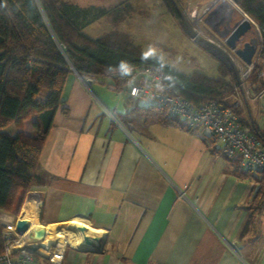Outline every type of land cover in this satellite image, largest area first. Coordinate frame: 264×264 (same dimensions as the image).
Listing matches in <instances>:
<instances>
[{
	"label": "crops",
	"instance_id": "crops-1",
	"mask_svg": "<svg viewBox=\"0 0 264 264\" xmlns=\"http://www.w3.org/2000/svg\"><path fill=\"white\" fill-rule=\"evenodd\" d=\"M207 1L194 0L195 16ZM98 83L68 75V112L56 113L29 190L48 231L81 221L98 248L66 243L61 263H51L46 246L35 264H264V205L250 206L257 178L234 174L219 140L197 132L138 122L133 133L116 117L128 110L127 94L109 100ZM9 217L5 226L17 221Z\"/></svg>",
	"mask_w": 264,
	"mask_h": 264
},
{
	"label": "trees",
	"instance_id": "trees-1",
	"mask_svg": "<svg viewBox=\"0 0 264 264\" xmlns=\"http://www.w3.org/2000/svg\"><path fill=\"white\" fill-rule=\"evenodd\" d=\"M165 1L179 16L173 0ZM237 2L257 23L262 35L252 82L253 89L260 91L264 88V76L258 77L264 60V0ZM104 16L117 21L121 15L106 7H81L71 0H0V254L4 251L5 228L1 218L19 213L35 181L54 117L59 110L68 112L62 92L74 69L81 76L106 77L109 84L124 86L132 81L135 68L151 65L161 71L175 94L194 104L217 100L233 105L226 95L233 91V83L227 78L232 74L223 63L219 62L216 76L202 71L185 74L159 57L145 55L140 45L124 33L92 37L84 31ZM126 103L130 108L116 117L128 129L134 124V113H138L145 124L198 131L171 116L165 107L131 102L129 97ZM237 111L243 125L264 144V129L254 121L249 124L239 107ZM29 122L31 131L26 129ZM11 124L17 129L15 134L6 131ZM216 152L234 174L257 178L260 187L250 206L260 209L264 205V171L244 170L239 157L226 155L221 148ZM34 256L41 258L36 253Z\"/></svg>",
	"mask_w": 264,
	"mask_h": 264
},
{
	"label": "rangeland",
	"instance_id": "rangeland-1",
	"mask_svg": "<svg viewBox=\"0 0 264 264\" xmlns=\"http://www.w3.org/2000/svg\"><path fill=\"white\" fill-rule=\"evenodd\" d=\"M74 3H90L92 1L103 2L109 9H113L114 13L120 14V18L117 21H112L111 17H101L93 23L88 24L84 31L92 37H100L106 33L119 32L124 33L132 39V41L140 45L145 55L150 57H159L166 61L176 69L185 74H190L193 71H202L209 76L217 74V66L219 61L212 56L205 49L196 44L182 29L180 24V16H176L171 7L165 0H71ZM183 14L190 19V15L198 8L195 6L194 0H174ZM221 2V1H219ZM241 10H243L239 4H237ZM244 11V10H243ZM224 16H231L235 21L240 20L243 17V13L238 10H232L228 4L223 7ZM255 22V21H254ZM256 37L260 42L262 35L259 26L256 24L247 34V39ZM257 56V55H256ZM255 56L254 65L249 71L247 76H243L241 73L242 87L232 75L227 78L233 83V91L226 93L230 100L234 103L238 101V107L241 110L242 116L245 120L252 125V121L258 125L259 128L264 129V88L260 91L253 89V73L255 71V62L257 57ZM263 68L258 71V77L264 76V60L262 61ZM102 84L98 83L103 97L109 100L115 101L118 98H123L125 90H112L109 87V80L106 77L100 78ZM98 86V85H95ZM96 88V87H95ZM94 88V89H95ZM96 90V89H95ZM244 91V92H242ZM102 94V93H101ZM100 95V94H99ZM132 102V101H131ZM146 102H141L145 104ZM123 106V104L121 103ZM131 105L127 106L130 108ZM251 113V116H250ZM134 124L133 128L136 129L138 122H141L143 128H150V124H145L143 118L138 114L133 115ZM152 125V124H151ZM132 128V132H133ZM152 128V127H151ZM150 128V129H151ZM15 129V125L11 124L6 127V131L12 133ZM198 134L201 132L195 131ZM134 133V132H133ZM218 144L222 145V141L219 140ZM34 185V183H33ZM29 193V192H28ZM28 193L25 197L23 204L25 203ZM30 194L36 196V192H30ZM22 204V207H23ZM15 214V219L21 218V210ZM9 222L12 221L9 215H6ZM14 217V216H12ZM7 221L6 219H4ZM4 222V221H3ZM38 220L36 224L39 225ZM4 224V223H3ZM5 225V224H4ZM52 232H55L56 228H50ZM62 239V241H59ZM29 238L24 236L22 242L25 246L30 247L28 244ZM54 243L50 244L49 249L65 245L66 241L63 237L59 236L54 238ZM68 243V242H67ZM47 246L49 243H44ZM71 245L70 243L67 246ZM73 246V245H71ZM38 254V253H37ZM40 255V254H39ZM49 255V253H48ZM47 255V256H48ZM40 257H44L40 255Z\"/></svg>",
	"mask_w": 264,
	"mask_h": 264
},
{
	"label": "built area",
	"instance_id": "built-area-1",
	"mask_svg": "<svg viewBox=\"0 0 264 264\" xmlns=\"http://www.w3.org/2000/svg\"><path fill=\"white\" fill-rule=\"evenodd\" d=\"M207 7L201 18H196L195 12L190 15L195 28L205 34L201 28L204 19L207 20ZM208 23L212 24L211 20ZM242 75L245 77L252 69V65H245L240 58H235ZM132 81L124 86L109 84L112 90H125L127 97L133 102L152 104L165 107L167 112L189 126L196 127L203 137L209 140H221L222 152L229 156L240 158V165L244 170L264 171V144H262L241 121L237 111L239 102L227 106L217 100H209L194 104L175 94L164 82L161 71L151 65L135 68ZM91 78L86 77L89 81ZM40 200V199H39ZM16 223V221H15ZM4 251L0 254V264H35L34 252L25 250L22 242L23 235L15 231V224L6 225L3 230ZM98 247V245H95ZM65 245L54 250L49 249L45 256L48 262L61 263L64 258ZM37 254V253H36Z\"/></svg>",
	"mask_w": 264,
	"mask_h": 264
},
{
	"label": "water",
	"instance_id": "water-1",
	"mask_svg": "<svg viewBox=\"0 0 264 264\" xmlns=\"http://www.w3.org/2000/svg\"><path fill=\"white\" fill-rule=\"evenodd\" d=\"M236 4H238L237 0H233ZM209 3L206 2L199 9L196 14V18H201L204 15V10L208 7ZM177 10L180 16V24L183 31L200 47L209 52L212 56H214L219 62L223 63L230 73L236 78L240 86L242 87V79H241V70L237 65L235 58H240L241 61L245 65H252L254 63L255 56L259 50V40L256 37H251L249 40L245 41L243 44L242 40L247 36L249 31L255 25L254 20L243 10V17L236 21L230 32L221 34L217 28L210 29L209 23L206 19H204L205 26L210 29L208 35H205L199 32L191 19L187 18L183 12L179 9ZM248 17V18H247ZM250 18V19H249ZM74 71L81 76L75 69ZM244 92V91H242ZM251 116V113H250ZM30 192L28 193L29 196ZM30 224L29 221L25 218L17 219L15 223V231L19 235L25 234L29 231V234H33L35 236L45 235V231L43 230H29ZM100 240V238H99ZM98 247H90V248H79L83 250H97ZM25 250L30 252H36V248L30 246H25Z\"/></svg>",
	"mask_w": 264,
	"mask_h": 264
},
{
	"label": "bare ground",
	"instance_id": "bare-ground-1",
	"mask_svg": "<svg viewBox=\"0 0 264 264\" xmlns=\"http://www.w3.org/2000/svg\"><path fill=\"white\" fill-rule=\"evenodd\" d=\"M225 4H228L232 10H238L243 13V11L239 8V6L233 0H224ZM244 14V13H243ZM248 18V17H247ZM250 19V18H249ZM32 194H29L25 203L23 204L21 210V218H25L29 221L30 229L29 230H43L45 231V235L35 236L33 234H29L27 231L24 236L29 238V244L36 248V252L40 249H45L44 243H54V238L63 237L66 243L72 244L76 248H90L98 245L99 237L95 235H91L95 230L87 226L81 221L73 220L70 226H64L62 224L58 225L55 229V232L48 231V228L43 226L42 224H36L38 217V207L36 202L32 200ZM49 250V247L47 248Z\"/></svg>",
	"mask_w": 264,
	"mask_h": 264
},
{
	"label": "flooded vegetation",
	"instance_id": "flooded-vegetation-1",
	"mask_svg": "<svg viewBox=\"0 0 264 264\" xmlns=\"http://www.w3.org/2000/svg\"><path fill=\"white\" fill-rule=\"evenodd\" d=\"M219 1H221V2H219ZM173 2L175 3L174 0H173ZM207 2L209 3V5H208L209 8H208V11H207V14H206L207 21L213 19L214 17L217 19L216 25L213 26V23L212 24L209 23L210 24L209 25L210 29L217 28L220 31V33L224 34V35L226 33L230 32L233 24L236 21L231 16H227V15L224 16L223 7L225 5V1L224 0H210V1H207ZM201 23H202L201 28L205 32V35H208L209 32H210V29L205 26L204 22H201ZM249 39H247V36H246L242 40L241 44H243L245 41H247Z\"/></svg>",
	"mask_w": 264,
	"mask_h": 264
}]
</instances>
